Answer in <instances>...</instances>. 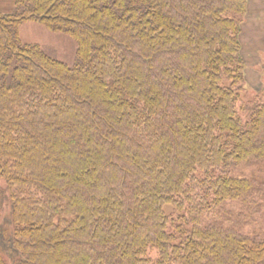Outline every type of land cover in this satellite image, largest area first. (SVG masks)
I'll list each match as a JSON object with an SVG mask.
<instances>
[{"label":"trees","instance_id":"obj_1","mask_svg":"<svg viewBox=\"0 0 264 264\" xmlns=\"http://www.w3.org/2000/svg\"><path fill=\"white\" fill-rule=\"evenodd\" d=\"M9 7L0 264H264V226L246 228L264 215V84L238 107L249 0ZM26 21L74 39L73 64L22 42Z\"/></svg>","mask_w":264,"mask_h":264},{"label":"rangeland","instance_id":"obj_2","mask_svg":"<svg viewBox=\"0 0 264 264\" xmlns=\"http://www.w3.org/2000/svg\"><path fill=\"white\" fill-rule=\"evenodd\" d=\"M12 1L0 0V10L9 9ZM248 8L240 34L246 84L238 107L253 99L264 84V0H249ZM19 36L22 42L37 43L48 55L68 65L75 60L76 42L65 33L51 31L35 21H26L19 27ZM263 216L259 215L255 223L246 228L252 230L264 226ZM150 254L155 256L154 251Z\"/></svg>","mask_w":264,"mask_h":264}]
</instances>
